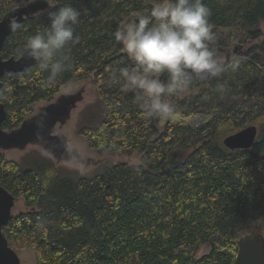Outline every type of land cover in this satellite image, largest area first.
<instances>
[{
  "label": "trees",
  "instance_id": "16d2710c",
  "mask_svg": "<svg viewBox=\"0 0 264 264\" xmlns=\"http://www.w3.org/2000/svg\"><path fill=\"white\" fill-rule=\"evenodd\" d=\"M29 1L0 0V19ZM202 2L225 70L193 79L187 94L172 98L180 116L162 128L134 93L112 82L113 73L134 63L114 32L122 21L145 15L153 0H52L9 35L3 57H19L26 39L48 27L51 12L65 5L80 12L75 43L64 53L67 67L53 83L37 64L3 76L4 129L20 126L63 86L91 78L98 114L79 124V134L99 154H140L138 163L109 161L91 176H74L51 161L25 165L0 152V184L27 205L4 227L13 248H33L38 264L235 261L237 240L264 222V39L245 50L223 44L228 33L261 38L264 0ZM251 124L258 127L251 148L224 144ZM205 245L209 250L200 256Z\"/></svg>",
  "mask_w": 264,
  "mask_h": 264
},
{
  "label": "clouds",
  "instance_id": "9594fccd",
  "mask_svg": "<svg viewBox=\"0 0 264 264\" xmlns=\"http://www.w3.org/2000/svg\"><path fill=\"white\" fill-rule=\"evenodd\" d=\"M210 16L202 0H153L145 15L122 21L114 32L121 50L134 63L113 73L112 82L134 93L147 117L162 122L179 119L172 98L187 94L193 78L207 80L225 70L212 46ZM79 17L80 12L71 5L51 12L48 27L28 37L19 51L21 59L34 60L49 73V83L67 67L64 53L75 43L74 26ZM11 27H17L15 22Z\"/></svg>",
  "mask_w": 264,
  "mask_h": 264
},
{
  "label": "water",
  "instance_id": "95a60500",
  "mask_svg": "<svg viewBox=\"0 0 264 264\" xmlns=\"http://www.w3.org/2000/svg\"><path fill=\"white\" fill-rule=\"evenodd\" d=\"M52 6V0H31L6 12L0 19V97L4 87L3 76L8 72H20L37 64L27 57L11 56L4 58L2 51L6 39L15 30L12 23L18 26L26 18L34 16ZM237 49L235 48V51ZM195 79V78H193ZM78 95H61L55 101L44 105L39 112L26 118L19 127L13 130L3 128L7 118L5 104L0 100V151L13 148H24L29 143L40 141L47 152L53 153L61 160L66 151L76 155L77 160L89 165L90 160L81 158L80 153L68 143L67 136L55 133L56 124L70 117L75 108ZM258 135L256 125H248L224 139V144L231 149L251 148ZM17 197L0 184V264H22L16 249L10 246L3 228L13 216ZM238 253L232 264H264V234L258 228L242 235L237 240Z\"/></svg>",
  "mask_w": 264,
  "mask_h": 264
},
{
  "label": "rangeland",
  "instance_id": "374dc122",
  "mask_svg": "<svg viewBox=\"0 0 264 264\" xmlns=\"http://www.w3.org/2000/svg\"><path fill=\"white\" fill-rule=\"evenodd\" d=\"M260 27L263 31V35L260 39L252 40L244 37L241 39L235 33H228L226 35V42H224L223 46L230 47L232 50L234 48H236L237 50L248 49L253 43L264 39V22L260 24ZM229 40L230 42H228ZM225 57V54H223L220 58L224 60ZM61 95H78L79 99L70 117L65 122L57 125L54 132L66 135L68 143L80 153L81 158L84 160H90L91 163L89 165H84L75 158H68L59 161L58 159H56L53 153L47 152L43 144L39 141L31 142L24 148H13L6 151H0L5 155L6 158H8L9 160L20 162L21 164L23 163L25 165L40 163L43 161H51L54 162L56 166L61 169V171L72 174L74 176H91L96 171L104 168L109 161L115 162L118 160H123L130 163L139 162L140 154L137 152L133 154H116L114 156L105 153L99 154L95 150L91 149L86 139L79 134V124L88 123L91 118H94L98 114L97 112H95V107L99 105L100 99L97 88L93 84V80L91 78L63 86L56 94L54 100H56ZM47 103L48 102L37 103L34 106L31 115L39 112L40 109ZM163 124L164 122L160 124L161 128ZM25 209H27V205L23 197L18 198L16 200L13 212L17 213ZM255 228H258V230L264 234V222H258L254 224L250 231ZM14 248L18 252L22 264H38L36 260V253L33 248L24 245H14ZM208 250L209 248L207 245L202 246L199 251V255L201 256Z\"/></svg>",
  "mask_w": 264,
  "mask_h": 264
},
{
  "label": "flooded vegetation",
  "instance_id": "af4514ba",
  "mask_svg": "<svg viewBox=\"0 0 264 264\" xmlns=\"http://www.w3.org/2000/svg\"><path fill=\"white\" fill-rule=\"evenodd\" d=\"M222 55H223V54H219L220 57H221ZM221 60H223V59H221ZM59 97H60V96H59ZM54 101H55V100H54ZM48 103H49V102H48ZM31 116H32V115H31ZM31 116H30V117H31ZM67 119H68V118H67ZM67 119H66V120H67ZM66 120H65V121H66ZM65 121H64V122H65ZM61 123H62V122L59 121V122L56 124V126L59 125V124H61ZM20 125H21V124H20ZM18 127H19V126H18ZM55 128H56V127H55ZM12 130H13V129H12ZM39 142H40V141H39ZM40 143H41V142H40ZM72 148H73V147H72ZM73 149H74V148H73ZM5 151H6V150H5ZM53 155H54V154H53ZM68 158H69V159H73V158L77 159V158H76V155H73L70 151H66V152L63 154L61 160L68 159ZM13 210H14V208H13ZM3 230H4V228H3Z\"/></svg>",
  "mask_w": 264,
  "mask_h": 264
}]
</instances>
